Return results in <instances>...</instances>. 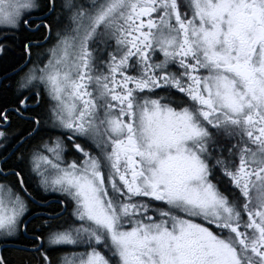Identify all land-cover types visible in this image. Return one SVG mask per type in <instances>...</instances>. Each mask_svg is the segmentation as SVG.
<instances>
[{
    "label": "snow or ice",
    "instance_id": "1",
    "mask_svg": "<svg viewBox=\"0 0 264 264\" xmlns=\"http://www.w3.org/2000/svg\"><path fill=\"white\" fill-rule=\"evenodd\" d=\"M0 264H264V0H0Z\"/></svg>",
    "mask_w": 264,
    "mask_h": 264
}]
</instances>
